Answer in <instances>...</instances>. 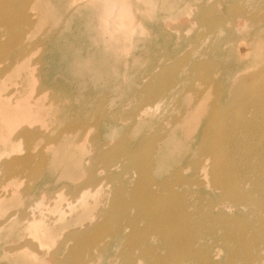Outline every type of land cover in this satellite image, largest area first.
<instances>
[{
  "label": "bare ground",
  "instance_id": "bare-ground-1",
  "mask_svg": "<svg viewBox=\"0 0 264 264\" xmlns=\"http://www.w3.org/2000/svg\"><path fill=\"white\" fill-rule=\"evenodd\" d=\"M75 1L65 0L64 9ZM139 1L147 7L148 15L158 2L170 14L174 7V12L181 10L176 0ZM81 5L96 11L92 15L95 36H100L99 41L108 34L103 42L115 47L116 54L127 47L136 29L143 31L144 27L132 22L129 0L76 2L73 7L78 15L83 14ZM253 5L247 9L240 0H229L228 15L211 6L205 16H195L212 37L207 47L201 46V55L212 51L218 37L230 41L231 31L235 36L232 29L237 27L242 33L239 38L247 36L249 46H255L251 59L245 58L249 47L239 53L245 58L240 61L243 72L231 73L228 91L217 80L216 63L196 57L194 46L182 53L166 48L153 65L161 68L160 72L148 70L154 78L149 77L148 83L135 90L132 106L119 114L126 125L114 142L103 139L98 124L103 119L102 109L83 117L81 107L66 103L65 109L64 97L57 94L47 102L39 91L30 94V99L14 102L0 94V115H4L0 116L1 165L12 184L9 191L0 190V216L5 201L14 202L21 191L16 180L20 173L27 178L22 190L31 201L29 206L39 209L45 202L44 208L51 213L36 214L24 205L21 218L10 213L1 218L0 229L21 221L18 231L26 237L14 247L2 248L6 255L12 254V262L24 258L26 264H39L46 258V262L62 264L68 254L65 264H92L111 250L108 264H117L118 258L121 264H218L215 249L205 254L207 230L224 247L230 260L225 264H264V0H254ZM36 7L41 15L34 12ZM48 10L44 0H0V38L9 35V46L0 39V76L25 72L20 82L33 78L25 41L39 19L49 15ZM167 59L171 62L166 63ZM153 80H157L154 87L150 84ZM163 94H169L180 111L169 124H165L168 116L157 121L155 114L156 101ZM48 113H52L49 121L54 126L50 129L57 130L56 135L46 130ZM198 120L202 121L200 127ZM88 137L92 144L98 143L91 159L92 163L101 162L98 167L85 166L83 144ZM21 138L27 151L16 155L11 148ZM41 139H47L50 152L39 153L34 166L35 154L30 149ZM121 161V169L115 171ZM48 171L51 174H44ZM57 178L76 181L65 185L72 199L55 204L60 193L51 189L49 181ZM105 185H112V196H104L96 212L90 204ZM40 248H45L42 253Z\"/></svg>",
  "mask_w": 264,
  "mask_h": 264
},
{
  "label": "rangeland",
  "instance_id": "rangeland-1",
  "mask_svg": "<svg viewBox=\"0 0 264 264\" xmlns=\"http://www.w3.org/2000/svg\"><path fill=\"white\" fill-rule=\"evenodd\" d=\"M44 1L45 5L49 8V15L47 17L44 15L43 19H39V22L37 21L38 19H36L38 23L36 22L37 25L35 24L33 29H31V37L29 39L27 38L25 41L26 44L28 41L26 46L30 51L28 52L29 62L33 63V75L31 74L33 78L27 83L26 80L20 82V80H24L25 72L17 74L6 73L1 75L0 94L10 98V102H14L18 98L17 101L22 100V98L24 100V97L30 99L29 95L31 94L33 96L38 91L42 101L47 102L51 99L52 95L57 94L64 97L65 109L68 107L66 103L70 104L72 107H81L84 111L83 117H85V115L86 117H90L91 112H100V109H102L101 113H103V119L101 121L100 118L98 124L103 139L107 142L109 140V142H114L124 131L126 121L124 122L121 120L119 114L132 106L135 90L141 89L142 86L154 78L149 74L148 70L154 69L156 70L155 72H160L161 68L153 67L158 55L164 56L166 48L173 49L174 51L179 50L182 53L185 50L194 47L196 57L201 55L200 52H202L203 47L206 46L207 43L212 42V37L209 34H206L205 29L201 27L199 20L195 16H205L209 12V7L211 6L215 7L216 11L219 13L221 12L223 15H228L226 6L229 3V0H176V6L181 10L179 12H174V7L170 14L169 11L159 7L160 2H158L154 7L152 15H148L146 10L147 7L142 5L141 1L129 0L132 5L131 8L133 7L132 9L134 11L132 22H135L134 25L139 24V26L144 28L143 31L136 29L132 35H130L127 47L125 49L123 47L122 49L124 50L119 51L116 54L114 53L115 50H117L115 47L111 48V46H105L103 42V40L108 37V34L106 35L107 37L104 34L103 38L99 39V41L97 39L100 38V36H98V38L95 36V32L92 29L95 24V18L94 16L92 17V15H95L96 11L94 9H92V11L87 10L86 5H81L80 10L83 14L78 15V13H76L77 11L73 7L76 2H82L84 4L86 0H76L72 4V7L67 9H64L65 0ZM252 1L254 2V0H240L242 6L247 9L251 6L249 5V2ZM201 2H205V4L201 6L197 5ZM253 2L251 4L255 7ZM196 5L201 9L199 12H197L198 9L196 8ZM256 6L259 7V4L256 3ZM135 7H138V9H135ZM207 9L208 11H206ZM32 11L34 10L32 9ZM34 12L39 13L38 8ZM39 15L41 14L39 13ZM86 16H89L90 23ZM233 21L235 22V20ZM239 21L241 20L239 19ZM232 30H234L233 32H235L234 34L236 37L232 34V31L231 35L234 36L233 38L235 39H233L231 35L230 41L219 40L220 37H218L214 41H217V45H212V51L206 56L201 55L199 58L200 60L208 59L211 64L213 62L216 63L214 69L217 68V80L221 83L222 88L225 90L227 89V91L229 88L228 83L231 73L243 72L241 70L242 66H240V61H244L245 58L251 59L255 48L252 44L249 46V39L247 36L243 35L242 38H239V35L241 36L242 33L239 31L238 27L233 28ZM14 32H16V27L14 28ZM141 32L143 34H141L140 37ZM193 36L194 41L191 43ZM204 36H209L210 38ZM196 37L199 39H196ZM0 39L3 43L6 42L8 45L9 35L6 36V34H4ZM195 41H197V43ZM198 43L200 46H198ZM238 45H240L241 48L238 47ZM247 47H249V53L247 57L242 58V56H239V53L244 51ZM2 53L3 52L0 50V55H2ZM237 57H240L241 59L238 61ZM4 59L6 58L3 57V60ZM165 62L170 63L171 61L167 59ZM149 77L151 79H149ZM157 80H153L150 84L154 87ZM45 86H47V88H45ZM30 89L32 91H30ZM207 100L208 99L205 98V102H207ZM174 101L175 100L170 97L169 94H163L160 100L156 101L157 107L155 108V114L157 115V121L161 116L166 115V117H168L165 120V124H169L172 117L180 114V111L175 107ZM1 113L2 116H0L4 118L3 112ZM79 114L81 116V113ZM51 116L52 113L46 115L47 120L45 121H47L46 125L49 127H46V130H49L54 126V124H51L49 121ZM91 120L93 121L94 119ZM201 122L202 121L198 120L199 127ZM92 131L94 132L95 129L92 128ZM56 132L57 130L50 129L51 136L56 135ZM89 137H91V133L89 134ZM89 137L83 144L86 157L85 166L93 164L95 167H98L101 165L100 161H96V163H92L91 161L98 151V143L96 145L92 144L89 141ZM46 140L47 139L37 140L38 142L36 146L30 149L33 151V154H35L36 163L33 164L34 166H36L35 164H37L38 158L43 150L47 153L50 152ZM25 148L26 143L24 139L21 138L19 142L14 144V148H11V150H15L16 155H24L27 151ZM191 150L194 151V147H192ZM2 158L3 157L1 156L0 190H8L12 184L10 183V180L7 179V171L1 165V162L3 161ZM122 165V161L119 162L115 171L120 170ZM61 166L62 163L58 165L59 168ZM47 173L51 174L49 171L44 174ZM132 173L133 172L129 174L134 176ZM17 179H19L18 182H20L17 188L19 187L21 191L14 202L10 203L5 201L2 209L4 211L3 216L10 213L14 214L13 216L16 217L15 219H18V217L21 218V212L24 205H28L26 209L31 212L37 214L39 211H43L45 214L51 216L50 211L48 212V209L44 208L45 202L39 206V209L38 207L34 209L32 206H29L31 201H29L28 195L22 190L25 188V184H27V178L20 173L16 177V180ZM71 181L76 180L70 178H57L52 182L49 181L51 189H54V191L56 190V194L60 193V196H57L55 200V204L62 202V199L64 201L72 199V196L67 194L68 189L65 186L72 183ZM110 186L112 187V185H105L102 191H98L95 202L90 204L91 208H96V212L100 209L99 207L101 206L102 200H104V196L108 198L112 196V188H110ZM8 191L1 193L5 195L8 194ZM39 191L40 190H38V193ZM103 205L105 204L103 203ZM31 207L32 209L30 210ZM232 214L235 215L236 219L239 218L237 211H233ZM3 216H0V220ZM20 222L21 221L18 223L15 222L16 224L14 223V225L4 226L0 229V264H26L22 261L24 258L12 262L10 259V255L12 254L6 255L2 250L3 247H14L19 240H24L26 238L25 236L20 235V233H23L22 230L18 231V228L21 226ZM112 230L108 231L110 235ZM205 234L204 243L207 238L205 254L206 252L215 249L219 256L215 262L219 260L218 264H225L230 261L225 253L224 247L218 243V239L208 234L207 230H205ZM9 238L11 239L9 240ZM107 238L110 240L109 236ZM51 248L55 249V245ZM44 249L45 248H40L38 252L42 253V250ZM59 249L60 248L57 247L58 252ZM117 249H120L119 245ZM232 249H235V246H233ZM113 250H115V248ZM118 250L115 253H118ZM110 252L112 251L110 250L108 253L100 256L99 259H95L92 264H108ZM63 257L64 258H62L61 261L62 264H65L68 261L69 256L67 254ZM43 260L44 261H40L39 264H55L46 262V258H43ZM235 261L236 260L233 259V262ZM116 263L121 264L120 258H118ZM59 264H61V262Z\"/></svg>",
  "mask_w": 264,
  "mask_h": 264
}]
</instances>
